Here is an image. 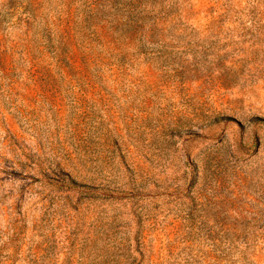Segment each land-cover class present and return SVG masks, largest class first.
<instances>
[{"label":"rangeland","instance_id":"374dc122","mask_svg":"<svg viewBox=\"0 0 264 264\" xmlns=\"http://www.w3.org/2000/svg\"><path fill=\"white\" fill-rule=\"evenodd\" d=\"M0 264H264V0H0Z\"/></svg>","mask_w":264,"mask_h":264}]
</instances>
